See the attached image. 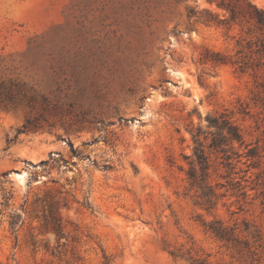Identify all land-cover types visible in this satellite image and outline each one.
<instances>
[{
  "label": "rangeland",
  "instance_id": "rangeland-1",
  "mask_svg": "<svg viewBox=\"0 0 264 264\" xmlns=\"http://www.w3.org/2000/svg\"><path fill=\"white\" fill-rule=\"evenodd\" d=\"M229 1L0 0V264H264V30Z\"/></svg>",
  "mask_w": 264,
  "mask_h": 264
},
{
  "label": "trees",
  "instance_id": "trees-1",
  "mask_svg": "<svg viewBox=\"0 0 264 264\" xmlns=\"http://www.w3.org/2000/svg\"><path fill=\"white\" fill-rule=\"evenodd\" d=\"M209 3H212L213 0H208ZM218 8L226 10L230 15V20L233 21L238 17L247 16L250 20H253L260 30H264V10H259L255 6L251 5L247 0H230L229 4H224L222 2L217 3ZM207 20L209 24L214 25H227L228 21L219 20L217 16L212 13L206 12ZM190 16H194L192 11H189ZM226 61L219 55H215L213 64H225ZM221 121L219 122V120ZM209 126L216 129L220 135H223L224 131L226 133V138H213L210 148H219L223 143L238 142L241 143V136L238 130L232 126L227 120L224 119L223 115L219 119H213L209 122ZM200 132L193 136L194 143L196 148L194 149L195 160L191 164V168L188 172V179L190 181V186L193 188H198L202 190V196H206L205 181L207 178V170L209 168L207 156L204 153L202 142L200 141ZM195 163V165H194ZM197 167V168H196ZM211 233L220 241H225L227 243L234 241V237L226 229L222 228L219 225H212L210 228Z\"/></svg>",
  "mask_w": 264,
  "mask_h": 264
}]
</instances>
